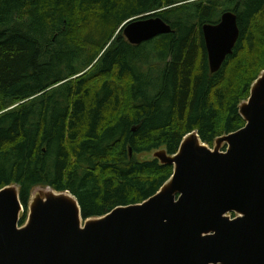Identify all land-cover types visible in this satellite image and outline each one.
Wrapping results in <instances>:
<instances>
[{
  "label": "trees",
  "instance_id": "1",
  "mask_svg": "<svg viewBox=\"0 0 264 264\" xmlns=\"http://www.w3.org/2000/svg\"><path fill=\"white\" fill-rule=\"evenodd\" d=\"M226 12L240 38L213 74L202 28ZM139 17L173 33L132 45ZM263 71L264 0H0V190L25 210L37 187L69 191L85 219L141 204L173 167L137 156L242 129Z\"/></svg>",
  "mask_w": 264,
  "mask_h": 264
},
{
  "label": "water",
  "instance_id": "2",
  "mask_svg": "<svg viewBox=\"0 0 264 264\" xmlns=\"http://www.w3.org/2000/svg\"><path fill=\"white\" fill-rule=\"evenodd\" d=\"M202 32L214 74L240 38L237 15L226 12ZM171 33L160 17L123 25L132 45ZM239 114L245 126L213 148L194 131L176 154L153 152L173 167L169 180L143 203L102 217L85 219L69 191L37 187L20 226L19 186L1 189L0 264H264V71Z\"/></svg>",
  "mask_w": 264,
  "mask_h": 264
},
{
  "label": "rangeland",
  "instance_id": "3",
  "mask_svg": "<svg viewBox=\"0 0 264 264\" xmlns=\"http://www.w3.org/2000/svg\"><path fill=\"white\" fill-rule=\"evenodd\" d=\"M211 148H213V147H211ZM225 150V148H223L222 149V151H224ZM153 154V153H152ZM151 153H149V154H141V155H138L137 157L140 159V160H147V159H149L150 157H151V155H152ZM28 215H29V209H26L25 210V212H23L22 214H21V218H23V217H25L26 219L28 218Z\"/></svg>",
  "mask_w": 264,
  "mask_h": 264
}]
</instances>
